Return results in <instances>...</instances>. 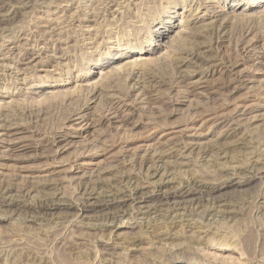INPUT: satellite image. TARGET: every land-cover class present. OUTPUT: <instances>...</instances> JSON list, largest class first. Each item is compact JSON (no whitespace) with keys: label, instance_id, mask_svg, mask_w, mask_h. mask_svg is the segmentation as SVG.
Segmentation results:
<instances>
[{"label":"rangeland","instance_id":"1","mask_svg":"<svg viewBox=\"0 0 264 264\" xmlns=\"http://www.w3.org/2000/svg\"><path fill=\"white\" fill-rule=\"evenodd\" d=\"M210 1L0 0V93L14 99L0 107V126L9 125L10 132L18 131L16 136L23 137L11 146L0 142V264L20 260L30 264L41 260L39 264H184L186 256L181 258L168 252L152 260L153 257L144 254L147 243L138 245L139 250L127 248V238L141 234L142 224L166 219L175 211L163 209L155 214L139 215L137 222L128 216L124 222L117 218L111 223L109 214L104 212L106 209L99 210L102 208L99 204L103 199L121 196L122 190L128 193L129 186L138 184L148 185L147 189L143 188L148 193L154 190L143 203L148 205L163 201L167 190L194 188L199 184L195 183L196 179L211 183L214 178V183L221 185L248 176L259 177L262 166L264 170V14L238 17L229 12L232 0ZM172 10L171 22H178L180 16H187L189 12L196 13L192 17L201 16L190 25L192 33L187 32V38L184 35L187 42L184 49L172 52L174 55L170 51L169 56L152 65L112 74V80L109 76L106 83L98 84L97 90L76 88L58 95L28 96L40 80L46 83L73 80L86 66L98 69L94 62L98 63L107 52L116 54L122 48L123 51L137 49L140 42L147 44L148 28ZM171 55L180 59L172 60ZM231 69L246 75L245 88H232ZM222 99L228 105L224 106ZM234 104L240 105L236 116L246 112L238 115V124H241H233L235 129L227 131L228 124L220 127L222 123L210 133L206 126L202 131L205 135L197 137L196 146L186 151L176 149L173 142L181 143L193 137L192 129L182 130L183 136L172 132L189 123L192 112L205 108L208 112H221ZM196 105L198 108L193 110ZM75 112L84 115L75 119ZM200 116L192 122L196 126ZM1 132H4L2 128ZM174 134L177 139L169 143L171 140L167 137ZM14 136L11 138L15 139ZM105 142L113 144L99 155L91 154ZM154 142L160 151L171 152L160 160L151 157L143 161L134 156L136 146ZM19 144L30 146L19 148ZM125 146L127 150H123ZM63 147L65 150H60ZM55 160H58L56 164L52 162ZM48 162L51 164L47 165ZM76 165L82 172L67 171ZM106 165L107 171L99 172ZM237 171L239 177L233 175ZM246 187L245 190L233 186L223 189L224 192L221 190L223 198L218 195L221 201L216 203V209L223 207L221 210H226L227 216L223 217L224 212H220L213 218L209 216L208 221L220 222L230 232L233 230L232 234L243 239L245 254L251 263L257 259L256 264H264V183L254 178L249 188ZM202 188L205 192L208 190V186ZM73 197L77 205L83 201L95 203L92 216H79L75 207L62 204L52 210L54 213L40 214L43 201L66 203ZM210 197L206 195V202L200 207L181 204L187 209L177 212L182 211L180 214L186 219L185 213L199 210L194 211L195 218L207 222L202 211L216 206L209 203L214 199H206ZM124 199L130 202L127 196ZM224 199L229 204L222 203ZM8 203L12 204L10 209L5 206ZM128 205L123 209L127 207L125 210L132 213ZM113 225L121 227L117 232L119 238L107 236ZM128 247H131L129 243ZM36 256L42 257L38 260Z\"/></svg>","mask_w":264,"mask_h":264},{"label":"bare ground","instance_id":"2","mask_svg":"<svg viewBox=\"0 0 264 264\" xmlns=\"http://www.w3.org/2000/svg\"><path fill=\"white\" fill-rule=\"evenodd\" d=\"M110 1V0H109ZM217 1V0H215ZM210 2H214V0H211ZM139 5V4H138ZM107 6V5H106ZM229 12L234 15V16H238V15H241V17H246V16H249V15H253L255 13H262L264 14V0H232L231 3H230V7H229ZM51 12V11H50ZM173 13V10L172 11H168V14L166 16H164L163 19L160 20L159 23L155 24L154 26L152 27H149L148 28V34L150 33V37L147 42V44H143L142 42H140L137 46V49H132V50H128V51H123L122 49H119V52L118 53H114L112 54L111 52H107L106 56L104 58H102L98 63L94 62V67H96V64L98 65V69H91V66H86L85 67V70L77 76L75 79L73 80H67L65 82H57V80H55V82H51V83H46V81L44 80H40V82L38 83V85L35 87V89L31 90L30 91V94L28 96H49L51 94H54V95H58V94H61V93H67L71 90H74L77 88H87V90H90L89 88H92L93 90H97V87H98V84L101 82L102 83H106L108 80L107 78H109L110 75H116L117 72L119 74V71L121 72L122 70H128L129 72L135 68H141L143 65H149V64H153L154 61L156 60H160V59H164L166 57V55L171 51V53L173 52L175 54V52L179 51L180 49H182L184 47V45L187 43L184 42V35L188 32L189 34L192 33L193 29L192 27H190V25L194 22H196L197 20L200 19L201 16H196V17H192L194 14H196L195 12H189L187 14V16L185 15H182L179 17V21L178 22H171L170 21V17L172 16L171 14ZM190 14V15H189ZM239 17V16H238ZM169 18V19H168ZM236 19V18H235ZM246 20V19H245ZM263 22V21H262ZM154 24V23H153ZM220 24V23H219ZM130 26V25H129ZM194 28V27H193ZM196 28V27H195ZM210 28V27H209ZM87 31V30H86ZM257 31V30H256ZM221 33V32H220ZM213 34V33H212ZM188 35V34H187ZM193 35V34H192ZM262 36V35H260ZM259 36V37H260ZM186 37V35H185ZM252 37V36H251ZM187 38V37H186ZM249 39V38H248ZM257 39V38H256ZM257 40H262L263 39H257ZM14 40V39H13ZM39 40V39H38ZM247 40V39H246ZM253 40V39H251ZM186 41V39H185ZM144 42V41H143ZM185 43V44H184ZM183 44V46H182ZM201 44V43H200ZM247 44V43H246ZM193 45V44H192ZM182 46V47H181ZM196 46V45H195ZM45 47V46H44ZM131 48V47H130ZM184 49V48H183ZM121 51V52H120ZM193 51V50H192ZM181 52V51H180ZM183 52V50H182ZM188 52V51H187ZM169 53V55L171 54ZM172 53V54H173ZM173 54V55H174ZM178 55V53H176ZM255 54V53H254ZM167 55V56H169ZM173 55H171L173 57ZM170 56V57H171ZM6 57V56H5ZM181 57V56H180ZM175 57H173L172 60H174ZM178 59L179 56H178ZM178 59L175 58V60L178 61ZM186 59V58H185ZM183 61V60H182ZM181 61V62H182ZM157 62V61H156ZM179 63V62H178ZM143 66V67H144ZM235 66V65H234ZM229 67V66H228ZM233 69V68H232ZM232 69L230 71H232ZM241 72V71H239ZM116 73V74H115ZM232 74H233V77L231 78V80L229 79V81L232 82L233 84V89L234 90H238V89H241V88H245V83H244V80L246 75L245 74H240L238 73L237 71H232ZM183 76V74H182ZM187 76V75H186ZM111 77V76H110ZM251 77H249L250 79ZM17 79V78H16ZM23 79V78H22ZM112 80V77L110 78ZM248 79V80H249ZM48 81V80H47ZM160 81V80H159ZM180 81V80H179ZM248 82V81H247ZM230 83V82H229ZM228 83V84H229ZM247 84V83H246ZM103 85V84H102ZM149 86V85H148ZM227 86V85H226ZM181 90V89H180ZM81 91V90H80ZM140 91V90H139ZM214 91V90H213ZM1 92V91H0ZM5 92V91H4ZM94 92V91H93ZM113 94V93H112ZM93 95V94H92ZM169 95V94H168ZM10 96L9 95H5L4 93H0V107L2 106H6L8 105L10 102L12 103V101H14V99H10L9 98ZM33 97V96H32ZM120 97V96H119ZM8 98L11 100H8ZM94 98V97H93ZM122 98V97H121ZM147 98V97H146ZM170 98V97H169ZM28 99V98H27ZM30 99V98H29ZM91 100V99H90ZM155 100V99H154ZM220 100V99H219ZM224 101V99H222ZM212 101V100H211ZM222 101V102H223ZM18 102V101H17ZM127 102V101H126ZM179 102V101H178ZM224 103V106L225 104L228 105V103H226L225 101L223 102ZM109 104V103H108ZM221 104V103H220ZM219 104V105H220ZM17 105V103H16ZM111 105V104H110ZM218 105V104H217ZM223 105V104H222ZM221 105V106H222ZM10 106V105H9ZM213 106V105H212ZM219 106V107H221ZM239 104H234V106L230 109H226V110H222L221 112L220 111H213V112H208L205 108V110L203 111H194L191 113V117L189 118V123L185 124L183 127L181 128H178L177 130L175 131H172L173 133H178V135H184L183 131L187 130V129H192V135L193 137L191 138H187V140H183L181 143H177V136L174 134L173 136H170V137H167L168 139L171 140V142L169 143H172L174 140H176L175 142H173L175 145H177L175 148L176 149H182V151H186L188 150L189 148H191L192 146H196V142H197V137H200V136H204L205 134L202 133L203 131V128L207 126L209 132H213L214 129L216 128H219V125L224 123L223 125H220V127L228 124L227 126L229 127V129H225L227 131H230L232 129H235L232 127L233 124H238V115L240 117L241 114H244L246 113L245 111H241L237 116L236 114L240 111L239 109ZM249 106V105H248ZM1 107V108H2ZM216 106H214L215 108ZM6 108V107H5ZM82 108V107H81ZM87 107H85V109H87ZM194 108V109H193ZM193 110L197 109L198 108V105H196L195 107L193 106ZM83 109V110H85ZM217 109V108H215ZM220 109V108H219ZM1 110V109H0ZM13 111V110H12ZM77 111V110H76ZM127 111V110H126ZM109 112V111H108ZM82 112H75L74 113V118H81L84 114H81ZM117 114V113H115ZM114 114V115H115ZM232 114H234L232 116ZM5 115V114H4ZM119 115V114H118ZM198 115H201L202 118L201 121L199 120V124L196 126V124H193L192 122L195 120L196 116ZM200 116V117H201ZM231 116V117H229ZM255 116V115H254ZM109 117V116H108ZM112 117V116H111ZM123 117V116H122ZM122 117H118L119 120L122 118ZM253 117V116H252ZM114 118V117H113ZM6 119V118H5ZM123 119V118H122ZM253 119V118H251ZM255 120V119H254ZM7 124V123H6ZM241 124V123H240ZM238 124V125H240ZM1 125V124H0ZM3 125V124H2ZM5 125V124H4ZM12 125H15V124H12ZM11 125V126H12ZM17 125V124H16ZM245 125V124H244ZM80 127V126H79ZM226 127V128H228ZM0 128H2L4 130V132H1L0 133V136L4 135V136H10V138L8 139L7 137L6 138H3V137H0V142H8L9 146L13 145V142H15L16 144V140H20V138H23L21 136H16L17 133H20V132H13V131H9V125L7 126H0ZM18 128V127H17ZM157 128V127H156ZM8 129V130H6ZM21 129V128H20ZM19 129V130H20ZM6 130V131H5ZM80 130V129H79ZM82 130V129H81ZM151 130V128H150ZM183 130V131H182ZM218 130V129H217ZM221 130V129H220ZM223 129V132L225 131ZM250 130V129H248ZM226 131V132H227ZM221 132V131H220ZM219 132V134H220ZM76 133H79L80 134V131L76 132ZM12 134H15L14 138L13 137L11 138ZM226 134V133H225ZM224 134V135H225ZM46 135V134H45ZM60 135V134H59ZM64 135V134H63ZM62 135V136H63ZM65 135H67L65 133ZM217 135V134H216ZM222 135V134H221ZM220 135V136H221ZM247 135V134H246ZM23 136V135H22ZM60 135V137H62ZM78 136V135H77ZM27 137V136H25ZM24 137V138H25ZM195 137V138H194ZM54 138V137H53ZM165 138V139H167ZM181 138V137H180ZM179 138V139H180ZM5 139H8V140H5ZM56 139V138H55ZM124 139V138H123ZM167 139V140H168ZM54 140V139H53ZM52 140V141H53ZM166 140V141H167ZM108 141V140H107ZM158 141V140H157ZM163 141V142H162ZM49 142V141H48ZM55 142V141H54ZM53 142V143H54ZM180 142V141H179ZM201 142V141H200ZM157 143H165L164 140H159ZM156 143V144H157ZM168 143V142H167ZM41 144V143H40ZM93 144V143H92ZM113 142H111L110 144L108 143H103V146H99L96 147V149L91 153V154H95V155H99L101 151L105 150L108 146H112ZM154 143H148V144H142V145H139L138 147L136 146L137 149H134L135 151H133L134 153V156H139L140 159H142L143 161H145L147 158H151L153 157V159L155 160H160L162 159L163 156H165L166 154L170 153L171 151H169L168 153L167 150L166 151H160V149L157 148V145L155 144V147H154ZM199 144V142H198ZM20 145V144H19ZM28 144H23V145H20L19 148H25L27 147ZM102 145V143H101ZM159 145V144H158ZM165 145V144H164ZM163 145V146H164ZM169 145V144H168ZM201 145V144H200ZM30 146V145H28ZM67 146V144H66ZM140 146H142V148H140ZM217 146V145H216ZM8 147V146H7ZM14 147V146H13ZM16 147V146H15ZM62 147V146H61ZM69 147V146H68ZM173 147V146H172ZM164 148V147H163ZM196 148V147H195ZM199 148V146H198ZM67 149V148H66ZM121 149V148H120ZM123 149V147H122ZM121 149V150H122ZM158 149V151H157ZM171 149V148H170ZM11 150H12V147H11ZM60 150L64 151L65 148H61ZM58 150V151H60ZM83 150V149H82ZM93 150V149H92ZM123 150H127L126 149V146H125V149ZM129 150V149H128ZM169 150V149H168ZM173 150V149H172ZM90 151V150H89ZM88 151V152H89ZM142 152L140 154V152ZM181 151V150H180ZM260 151V150H259ZM183 154V152H181ZM76 154V153H75ZM139 154V155H138ZM260 154V153H259ZM111 155V154H110ZM11 156V155H10ZM78 156V155H77ZM80 156V154H79ZM7 157V156H5ZM135 157V158H136ZM258 157V156H257ZM122 158V157H121ZM134 158V157H133ZM54 160V159H53ZM100 160V159H99ZM103 160V159H102ZM101 160V161H102ZM196 160V159H195ZM132 161V160H130ZM138 161V160H137ZM50 162V161H49ZM47 163L48 164H51V163ZM52 162H58V160H55V161H52ZM82 163V162H81ZM264 163V162H263ZM54 164V163H52ZM100 164V163H99ZM105 164V163H104ZM79 166H81V164H78ZM79 166H75V168H72L70 166V168H68V172L70 171H74V170H80V171H77V172H82L83 169H80ZM152 166V165H151ZM103 167V166H101ZM100 167V168H101ZM109 166H104L102 168V171L101 169H99L100 171L99 172H104V171H107V168ZM229 167V166H228ZM46 168V167H45ZM96 168V167H95ZM99 168V167H98ZM227 168V167H226ZM67 169V168H66ZM259 169V168H256V170ZM40 170H45V169H40ZM85 170V169H84ZM104 170V171H103ZM148 170V169H147ZM260 170H261V167H260ZM93 171V170H92ZM253 171V170H252ZM259 170H257L258 172ZM254 173H256L254 171ZM238 175V171L237 173L233 172V175ZM247 174V173H246ZM257 174V173H256ZM45 175V174H44ZM82 175V174H81ZM100 175V174H99ZM236 175V176H237ZM245 175V174H244ZM38 176V175H37ZM91 176V175H90ZM144 176V175H143ZM222 176V175H221ZM257 175H253V176H248V177H244V179L242 178V180H236V181H229L228 183H225V184H221L219 185V183L215 182L214 183V178H213V182L211 180V183H208V181H202L201 180H198L196 179L195 183H199V184H194L196 185L194 188H186V190H183V188H179V189H175L173 191H168L163 195V198L164 200L159 202V204L153 202V204H148V205H144L145 201L154 194V190L153 191H150V193H148V191H145V188L147 189L148 185L145 184V186L143 184H138V185H134V186H129L127 189L128 190V193H126L124 190H122L120 192V194H122L121 196H114L112 199L114 200H104L103 199V203L102 204H98L100 206H102V208H99V210L101 209H106V211H104L107 214L108 216V221L109 222H113L115 221V219L117 218H120V222H124V218L126 217H130L131 219L133 218L135 220V222H137L136 220L139 219V215H144L147 213V214H155L157 211H161L163 209H168L170 210L171 212H174L173 215L170 214L167 215L168 217L166 219H162V220H158L155 222L153 221L151 223L148 222V223H145V224H142V227L141 228V234L139 235H136L132 238H127L126 242L129 243V245H131V247H128V243H127V248L131 249V250H139L137 249V246L138 245H141V243H147L148 246L145 247L144 249L145 252L144 254L148 257H153L152 260L155 259V257H161L162 254L164 253H171L172 254H175L176 256L178 257H181L183 258V256H186L184 257L185 259V262L184 264H253L255 263L256 264V261L254 260L253 263H251L252 261H250V259L248 257H246V254H245V244L243 243V239L241 240V237H237L236 235L232 234L231 232L233 230H227L229 229L227 227H224V226H221L220 222L218 223H213V222H209L208 221V217L211 216L212 218L214 216H216L218 213L220 212H224L223 214V217L225 215V211L224 209L221 210L220 208L216 209V207H218V202H220L221 200H219L220 198L218 197V195L223 198L221 196V193H223V189L225 188H229V187H234L235 189H241L243 188L245 190L244 187H246L248 185V187L246 188H249V184H251V182L253 181L254 178H258V180L262 183H264V170H263V166H262V170H261V173L260 175H258L259 177H256ZM39 177H43L42 174H39ZM75 177V176H74ZM117 177V176H116ZM225 177V176H224ZM222 176V178H224ZM239 177V175H238ZM34 178V176H33ZM50 178V177H49ZM70 178V177H69ZM102 178V177H101ZM119 178V177H118ZM219 179V182L220 180ZM217 179V177H216ZM226 179V178H225ZM237 179V178H235ZM66 180V179H65ZM218 180V179H217ZM148 181V180H147ZM171 181V180H170ZM175 181V180H174ZM119 182V181H118ZM124 182V181H123ZM148 182H151V181H148ZM156 182V181H155ZM210 182V181H209ZM128 184V183H127ZM126 184V186H127ZM149 184V183H147ZM153 184V183H152ZM209 184V185H207ZM211 184V185H210ZM113 185V184H112ZM124 185V184H123ZM129 185V184H128ZM179 186V185H178ZM205 186L207 187L208 186V190L205 192L203 190L202 187L205 188ZM119 187V186H118ZM177 187V186H176ZM199 187V189H198ZM123 188V187H121ZM171 188V187H170ZM110 189V188H109ZM159 189V188H158ZM165 189V188H164ZM206 189V188H205ZM242 189V191H244ZM223 192H222V191ZM247 190V189H246ZM95 191V190H94ZM20 192V191H19ZM117 192V191H116ZM115 192V193H116ZM164 192V190L162 191ZM84 193V191L82 192ZM100 193V192H99ZM111 193V191L109 192ZM206 193V194H205ZM214 193V194H213ZM217 193V195L215 194ZM205 194V195H204ZM213 194V196H211ZM84 195V194H83ZM157 195V194H156ZM206 195H209L210 198H206V199H214V200H210L211 204H216V206L214 207H209L207 209H205V211L203 210L202 211V217L203 215L205 216V220H207V222H205L204 220H198V218H195L194 216V211H199V210H192L190 207H192L193 205H198L199 207L201 205H203V201L205 200V197ZM88 196V195H87ZM124 196H127L129 199H130V204L127 202L126 199H124ZM218 198H217V197ZM259 196V195H258ZM81 197V196H80ZM98 197V196H97ZM208 197V196H207ZM72 198V197H71ZM57 199V198H56ZM77 199V198H76ZM256 199V198H255ZM6 200V199H5ZM58 200V199H57ZM78 200V199H77ZM101 200V199H100ZM158 200V199H157ZM3 201V200H2ZM46 201V200H45ZM52 201V200H51ZM56 201V200H55ZM83 201V200H82ZM224 202L222 203H225V204H229L227 201L228 200H223ZM8 202V201H7ZM47 202V203H46ZM42 203V200H41V205H40V209L42 211V213L40 214H44V215H47V214H50L51 213H54L52 212L53 209H56L59 207L60 204H62L64 207H75L78 211L76 213L79 214V216H83V217H89V216H92L90 213L91 212H94V207H96V205H94L95 203H91L89 204L88 202H82L80 204H76L74 202V197H73V200H71L70 202H66V203H58V202H51L49 203L48 202V199L47 201ZM64 202V201H63ZM77 202V201H76ZM79 202V201H78ZM92 202V201H91ZM206 202V200H205ZM40 203V201L38 202V204ZM132 203V205H131ZM144 203V204H143ZM231 203V202H230ZM26 204V203H25ZM24 204V205H25ZM37 204V205H38ZM129 204V205H128ZM181 204H187V205H190V209L189 210H192V212H189V213H185L184 215L187 216L186 219H183L182 218V215L180 214L182 211L180 212H177L178 210H186L187 207H185V205H182ZM221 204V203H220ZM10 205H12L11 203H8L6 204L5 206L8 207L9 206V209L11 208ZM31 205V204H30ZM129 206L130 207V211L132 213H129L128 211L125 210V207L123 209V206ZM157 205V206H156ZM192 205V206H191ZM209 205V204H207ZM205 205V206H207ZM222 205V204H221ZM262 205V204H261ZM194 206V207H195ZM263 206V205H262ZM13 207V206H12ZM128 207V208H129ZM254 207V206H253ZM14 208V207H13ZM39 208V206H38ZM145 208V209H144ZM193 208V207H192ZM206 208V207H205ZM226 208V207H225ZM36 209V208H35ZM197 209V207H196ZM204 209V208H203ZM8 210V209H7ZM21 210V209H19ZM27 210V209H25ZM37 210V209H36ZM59 210V209H58ZM111 210V211H110ZM32 211V210H31ZM38 211V210H37ZM36 211V212H37ZM88 211V212H87ZM164 211V210H163ZM33 212V211H32ZM31 212V213H32ZM40 212V211H39ZM169 212V211H168ZM184 212V211H183ZM201 212V211H200ZM12 213V212H11ZM22 213V212H20ZM18 213V216L19 214ZM35 213V212H34ZM38 213V212H37ZM60 213V212H59ZM89 213V214H88ZM103 213V212H102ZM199 213V212H198ZM197 213V214H198ZM227 213V212H226ZM263 213V212H262ZM24 213H22L23 215ZM77 214V215H78ZM98 214V213H97ZM129 214V215H128ZM161 214V213H160ZM236 214V213H235ZM6 215V214H5ZM31 215V214H30ZM38 215V214H37ZM36 215V216H37ZM178 215V216H177ZM181 215V216H180ZM201 215V214H199ZM222 215V214H220ZM229 215V214H228ZM41 216V215H40ZM102 216V215H101ZM105 216V214H104ZM148 216V215H146ZM180 216V217H179ZM218 216V215H217ZM227 216V215H225ZM12 217V216H11ZM143 217V216H142ZM152 217H155V215H153ZM157 217V216H156ZM160 217V216H159ZM229 217V216H228ZM18 218V217H17ZM100 218V217H98ZM129 218V219H130ZM138 218V219H137ZM217 218V217H216ZM261 218V217H260ZM264 218V217H263ZM22 219V218H21ZM127 219V218H126ZM147 219V218H146ZM156 219V218H155ZM228 219V218H227ZM226 219V220H227ZM14 220V219H13ZM20 220V219H19ZM34 220V218H33ZM45 220V219H44ZM217 220V219H216ZM221 221V219H219ZM225 220V221H226ZM230 220V219H229ZM263 220V219H262ZM71 221V220H70ZM102 221V220H101ZM106 221V220H105ZM224 221V220H223ZM222 221V222H223ZM224 221V222H225ZM82 222V221H81ZM95 222V221H94ZM223 222V223H224ZM40 223V222H39ZM64 223V222H63ZM143 223V222H142ZM75 224V223H74ZM78 224V223H77ZM81 224V223H80ZM89 224V223H88ZM87 224V225H88ZM91 224V223H90ZM89 224V225H90ZM99 224V223H98ZM139 224V225H138ZM138 226L141 227V222L138 221ZM226 224V223H224ZM128 225V224H127ZM223 225V224H222ZM229 225V224H228ZM98 226V225H97ZM125 226V225H123ZM227 226V225H226ZM139 227V228H140ZM230 227V226H229ZM121 227L120 226H116V225H113V228L112 230L110 229L109 231V234L110 235H107L109 236H114L115 238H119V234L120 233H117L119 232V229ZM225 228V229H224ZM80 229V228H79ZM78 229V230H79ZM108 229V228H107ZM50 230V229H49ZM105 230V229H104ZM82 231V230H79V232ZM83 232V231H82ZM235 233V232H234ZM48 234V233H47ZM60 234V233H59ZM56 235V234H55ZM132 235V234H131ZM238 235V234H237ZM20 236V235H19ZM44 236V235H43ZM118 236V237H117ZM25 237V236H24ZM108 238V237H107ZM113 238V237H112ZM13 239V238H12ZM124 239V238H123ZM126 239V238H125ZM110 240V239H108ZM112 240V239H111ZM114 240V238H113ZM112 240V241H113ZM125 241V240H124ZM8 242V241H7ZM6 242V243H7ZM11 242V241H9ZM115 242V241H114ZM264 243V242H263ZM2 244V243H1ZM110 244V243H109ZM112 244V243H111ZM115 244V243H114ZM117 244H118V240H117ZM123 244V242H122ZM121 245V244H120ZM117 246V245H116ZM19 247V246H18ZM112 247V246H111ZM114 247V246H113ZM123 247V246H122ZM125 247V246H124ZM123 247V248H124ZM134 247V248H133ZM141 247V246H140ZM22 249V247H20ZM78 248V247H77ZM7 249V248H6ZM24 249V248H23ZM36 249V248H35ZM79 249V248H78ZM126 249V248H124ZM263 249V248H262ZM7 251V250H6ZM21 251V250H20ZM19 251V252H20ZM33 251H36V250H33ZM123 251V250H122ZM144 250H142V253H143ZM263 251V250H262ZM22 252V251H21ZM25 252V251H24ZM79 252V251H78ZM77 252V253H78ZM125 252V251H124ZM247 252V251H246ZM5 253V252H4ZM37 253V251H36ZM123 253V252H122ZM128 253V251H127ZM79 254V253H78ZM117 254V253H116ZM189 254H191V257L188 256ZM25 255V254H24ZM36 255V254H34ZM81 255V254H80ZM20 256V255H19ZM30 256V255H29ZM38 256V255H37ZM36 256V257H37ZM166 256V255H165ZM32 257V256H31ZM35 259H38L39 257H42V256H39ZM44 257V256H43ZM167 257V256H166ZM174 257V256H173ZM8 258V257H6ZM34 258V257H33ZM163 258H164V255H163ZM260 258V257H259ZM15 259V258H14ZM20 259V258H19ZM40 259V258H39ZM38 259V260H39ZM43 259V258H42ZM106 259V258H105ZM160 259V258H158ZM151 260V259H150ZM161 260V259H160ZM166 260V259H165ZM172 260H174L172 258ZM14 261V260H12ZM31 261V260H30ZM36 261V260H35ZM46 263H49L47 262L48 260H46ZM51 261V260H50ZM83 261V259H82ZM156 261V260H155ZM5 262V263H4ZM7 261H3V264H8V262L6 263ZM26 262V263H25ZM25 262H22L20 260V262H11L9 261L10 264H30V263H27V260ZM40 263L42 262L39 261ZM38 262V264H39ZM114 262V261H113ZM154 262V261H153ZM32 263V262H31ZM34 263V261H33ZM32 263V264H33ZM44 263V262H43ZM100 263V262H99ZM116 263V262H115ZM259 263V261H258ZM35 264V263H34ZM37 264V263H36ZM113 264V263H112ZM149 264V263H148ZM151 264V263H150ZM262 264V263H261Z\"/></svg>","mask_w":264,"mask_h":264}]
</instances>
